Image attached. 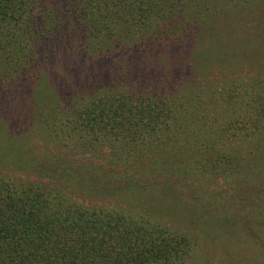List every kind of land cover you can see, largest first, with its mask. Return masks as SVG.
<instances>
[{"label": "trees", "instance_id": "16d2710c", "mask_svg": "<svg viewBox=\"0 0 264 264\" xmlns=\"http://www.w3.org/2000/svg\"><path fill=\"white\" fill-rule=\"evenodd\" d=\"M216 2L0 0V79L6 75L3 77L10 76L12 80V76L33 69L41 50L48 51L43 56L56 54L54 43L61 40L66 49L69 38L73 37L81 42L87 54L94 56L106 54L104 51L114 45L132 49L130 63L118 65L111 60L108 65H114L112 70L117 69L118 73L106 67L105 76L111 75L118 81L138 67L143 72L155 71L158 83L170 87L161 93L158 91L161 86L152 90V84L142 86L144 90L139 92V87L127 88L113 81L115 85L110 88L87 95L84 84L68 82L53 86L50 97L44 96L42 84L34 85L32 112L42 129L52 130L48 142L58 145L59 135L63 134L70 139L63 142L68 145L67 141H73L72 147L79 148L80 158L93 161L99 157L108 162L102 160V168L100 163L92 167L81 162L80 172L65 166L63 177L71 178L58 196H52L45 186L9 173L19 174L22 169L37 164L50 170L52 164L36 159L34 164V158L26 157L23 151L31 146L25 140H19L23 143L19 149L0 146V264H205L198 259L201 251L197 242L189 234L164 223L158 215L157 206L166 213L174 211L175 202L181 199L177 195H171L173 200L170 199L171 192L176 193L177 189L175 185L169 189L171 183L179 184L177 175L181 185L189 176L202 177L205 181L228 177L238 173L242 163L248 168L244 172L256 166L264 169V78L259 80L256 74L250 79L237 76L231 81L226 79L228 84L212 87V91L192 87L199 82L192 80L191 75L199 79L207 73L201 66L209 62L206 56L195 54L197 42H201L198 25L203 29L210 24L212 20L208 17L217 9ZM185 24L197 36L182 39L180 34ZM208 36L205 34L202 40ZM160 43L162 48L157 50L155 45ZM143 49H148L147 55ZM63 71H59L60 75L67 80V74H77L76 69ZM99 79L102 83V77L96 78L95 85ZM90 81L87 80L93 84ZM202 86L211 88L207 84ZM242 87L249 89L246 90L251 98L248 104L242 103ZM217 106L220 113L212 110ZM237 108L246 110L239 112ZM3 133L0 124V134ZM5 135L3 139L7 140ZM109 139L116 144L106 159L101 156V149ZM40 142L47 139L43 137ZM176 142L179 148L171 146ZM147 145L152 156L148 165L142 161L149 154L145 153ZM253 145L258 155L252 152ZM72 158L76 156L71 153ZM143 162L142 168L150 174L163 172L166 166L173 169L168 168L166 182H158L163 190L160 204L148 203L143 210L141 205L123 209L116 204L97 206L90 199L91 203L84 206L63 196L66 191L72 196L73 191L89 197L99 193L96 184L91 183L93 179L84 178L83 168L102 170L105 178L120 170L123 178L131 181L143 177L138 166ZM139 169L141 173L136 174ZM130 184L133 182L123 181L120 192L126 193ZM164 185L167 188L163 189Z\"/></svg>", "mask_w": 264, "mask_h": 264}, {"label": "rangeland", "instance_id": "374dc122", "mask_svg": "<svg viewBox=\"0 0 264 264\" xmlns=\"http://www.w3.org/2000/svg\"><path fill=\"white\" fill-rule=\"evenodd\" d=\"M215 6L217 9L215 8L214 14L208 17L212 21L210 24L209 22L206 24L207 28L201 29L198 25V40L201 42H197L195 54L206 56L209 62L207 64L202 63L200 69L207 73H203L199 79L191 75L192 80L199 82L198 85L196 84L197 86L192 85L193 90L206 88L208 91H212V87L217 88L222 83H227V80L231 81L237 76L241 79H250L253 74H256L261 80L264 78V0H243L235 3L217 0ZM205 34H209V36L202 40ZM194 35L197 36V32L192 28H187L185 24L184 31H181L180 34L182 39ZM68 44L67 48L64 49L61 40H57V43H54V47L58 50L56 54L43 56L48 51L41 50L33 69L22 71L16 77L12 76V80H10V76L3 77L6 75L1 76L0 79L2 80L0 84V124L4 131L3 134H0L1 148L19 149L23 144L19 140H25L31 146L28 151H23L26 157L34 158V164H36V160H40L52 164L51 167H53L46 170L37 164L22 169L19 174L13 171H9V173L16 174V177H20L21 180H26L29 183L34 182L45 186L52 196L57 193L60 194V191L66 187L67 180L71 178L69 176L63 177L62 170L65 166L75 167L74 171L80 172L78 164L81 162L84 166L95 167L98 163L101 164L102 160L108 161L104 158L100 160L99 157L93 161L80 158L78 155L79 148L74 149L72 147V145L74 146L73 141H67L68 145L63 142L70 140L66 139L63 134L59 135L60 142L58 145L48 142L52 130L50 128L42 129L40 123H36L37 120H34L32 112V109L35 108L32 101L34 85L42 84L44 96L49 95L51 97L54 92L52 91L53 86H56L57 83L63 85L68 82L75 85L84 84L85 94L93 95L98 90L102 92L105 87L110 88L115 85L113 83L115 79L111 75L105 76V73L108 74L106 67L109 68L110 72L114 69V65H108L111 60L117 61L118 65H123L124 63L129 64L133 59L132 49L125 45H114L104 51L106 54L94 56L87 54L81 42L76 38H69ZM161 44L155 45L157 50L162 48L159 47ZM146 50L148 51V49ZM49 51H54V49H49ZM142 51L145 53L144 55L148 54L144 49ZM176 53L177 51H175ZM73 69H76L77 74H67L68 80L60 75L59 71L61 70L62 72H64L63 70L69 72ZM112 71L116 72L117 75V69ZM154 72H143V70L135 67L133 71L130 70L126 74L127 76L118 78L119 82H115L127 88L139 87V92L144 90L143 87H150L154 84L152 90H155L160 85L158 91L163 93L170 88L169 84L167 86L166 83H158L159 77H156ZM100 77H102V83L99 79L98 85H95V79ZM174 77L170 76L169 78L176 81L177 79H173ZM80 80H83L84 83ZM87 80H91L90 82L93 84H89ZM183 82H185L184 79ZM203 84H207L211 88L202 86ZM44 87L46 88L45 91ZM231 87L233 88V86ZM57 88H62V86ZM261 88V86L257 88L259 93ZM246 90L249 91V89ZM246 90L243 89L242 103L244 104L251 101V98L246 95ZM219 108L217 106L212 110L220 113L221 109ZM237 109L239 112L246 110L244 108ZM4 123L7 124L8 128L3 127V125L5 126ZM247 131L254 133V130L250 128H247ZM4 135L5 137L8 136L7 140L3 139ZM41 136L45 137L47 142L41 143L40 140L43 139ZM12 137L14 139L9 140ZM109 140L103 145L105 148L99 147L101 156L106 157V159H109L116 144L115 140ZM64 144H66L65 147ZM171 146L180 147L177 142L172 143ZM147 147L145 153L149 152V148H151L148 145ZM252 150L253 153L259 154L254 145ZM43 152L45 153L43 154ZM71 153L76 156V159L70 160ZM146 155L147 158L144 156L142 161L148 165L149 158L152 157L151 152ZM200 157L196 156V158ZM144 162L138 163L142 169L143 177H138L136 180L129 178L131 181H126L120 170H115L109 175V178H105L102 170L83 168L84 178L87 181L93 179L94 182H90L96 184L99 193L89 197L88 194L82 195L81 191H73L74 195L72 196L66 191L63 192V196H67L73 202L84 206L91 203L90 199L97 206L116 204L123 209L141 205L143 210V207L148 203L160 204L159 199H161V191L163 190L158 182H166L169 169L170 171L173 169L166 166L167 169L163 172L150 174V171L147 172L146 168H142L145 165ZM242 164L243 166L238 173L214 180L209 178L208 181H205L202 177L189 176L181 185V179L177 175L175 179L178 180L179 184L171 183L169 187L171 189L175 185L177 188L176 193L171 192L169 195L171 200H173L171 195H177L178 199L181 197L179 201H174L177 208L172 205L174 211L168 210L166 213L165 210L163 211L157 206L158 215L164 223L189 234L197 242L201 251H198V259L205 264H264V169H259L256 166L244 172V168H248L246 164ZM106 165L108 163L104 166ZM100 166L103 167L102 164ZM139 172L141 173L140 169L136 171V174ZM123 181L133 182L126 193L120 192ZM164 188L167 187L164 185ZM111 190L116 192H111ZM224 221L229 223L224 224ZM195 258L197 256L194 257V260Z\"/></svg>", "mask_w": 264, "mask_h": 264}]
</instances>
